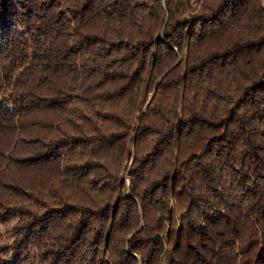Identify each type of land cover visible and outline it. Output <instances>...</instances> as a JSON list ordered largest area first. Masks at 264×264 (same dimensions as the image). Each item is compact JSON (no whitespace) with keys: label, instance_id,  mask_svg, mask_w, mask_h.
I'll return each mask as SVG.
<instances>
[{"label":"trees","instance_id":"1","mask_svg":"<svg viewBox=\"0 0 264 264\" xmlns=\"http://www.w3.org/2000/svg\"><path fill=\"white\" fill-rule=\"evenodd\" d=\"M5 215L0 264H264V0H0Z\"/></svg>","mask_w":264,"mask_h":264},{"label":"rangeland","instance_id":"2","mask_svg":"<svg viewBox=\"0 0 264 264\" xmlns=\"http://www.w3.org/2000/svg\"><path fill=\"white\" fill-rule=\"evenodd\" d=\"M127 180L126 177H124ZM10 218L8 215H5L3 217L0 218V244L5 245L8 244L6 246V251L10 252L11 248H10V238H9V234H8V228H9V223H10Z\"/></svg>","mask_w":264,"mask_h":264}]
</instances>
